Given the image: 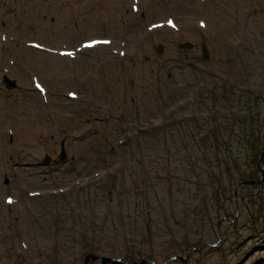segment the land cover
<instances>
[{"label": "rangeland", "instance_id": "rangeland-1", "mask_svg": "<svg viewBox=\"0 0 264 264\" xmlns=\"http://www.w3.org/2000/svg\"><path fill=\"white\" fill-rule=\"evenodd\" d=\"M131 2L0 0L22 44L116 39L61 57L70 83L34 68L51 105L0 63V264H264V0ZM167 15L185 25L148 28Z\"/></svg>", "mask_w": 264, "mask_h": 264}, {"label": "bare ground", "instance_id": "bare-ground-1", "mask_svg": "<svg viewBox=\"0 0 264 264\" xmlns=\"http://www.w3.org/2000/svg\"><path fill=\"white\" fill-rule=\"evenodd\" d=\"M206 4H208V0H206L205 5ZM202 5H203V3L199 2L197 6L203 8ZM139 9H140V7H139ZM190 10H192L191 13H194L193 15H196V13L198 12L196 10L194 11L193 9H190ZM189 18H191V20L193 21L195 16L194 17H189ZM201 18H204V17H200L198 19V21ZM204 19L206 21L205 27H204L206 30L210 29L211 26H214V23H213L212 20L210 21V20H206V18H204ZM178 25L180 26V25H185V24H182V22L181 23L178 22ZM92 26L95 29L97 28V26L95 24L92 25ZM38 27L41 28V31L37 30V32H39L40 34L45 32L47 39L49 38L50 40L54 41L55 37H57V36H54V34L52 32H50L51 31L50 30L51 27L45 28V25L42 26L41 23L39 24ZM47 34H48V37H47ZM2 35H3V32H1V34H0V63H2L7 58V62L5 63V66L7 68H9V70L12 71V72L13 71H19L18 79L21 82H25V81L29 80L30 73L34 72L33 74H35L36 70H34V68L36 66H38V65L42 66V68L40 69L41 71H39V72H41L43 75L45 73L51 74L50 70H56L57 69L58 73L60 74V78L61 79H63L64 81H66L68 83L71 82V80L68 78L70 76V71H69L70 66H68V65H71V64L62 62V61H64L61 58L62 56H59V55L57 56V55H55L52 52V49L55 48L54 44H48V43L45 44V42L42 43V44L45 45V47L50 49V51H48V50L42 51V49H40V48H33V47L29 48L27 43L22 44V42L17 41V40H11L7 36H6V39L3 40L2 39ZM114 41L116 43V39ZM101 46H103V45H99V46L97 45V46H95L93 48H89V50H96L98 48H101ZM16 53H23L24 54L21 57V58L24 59L23 64L20 62V58H18ZM37 53H39V54H37ZM9 55H11V56L9 57ZM13 56L15 58H17V62H16V59H13ZM39 56H41L42 58L39 57ZM18 63L20 64V68H18ZM33 74L31 75V79H32ZM55 78H57V77L55 76ZM41 80L44 82V84L47 87V84L45 82L46 80H44V78L42 76H41ZM5 82H6V78H5V80H4L2 85H4ZM47 94H50V89H48ZM78 97H79V94H78ZM18 122L19 123L21 122V124H23V121H21V120L18 121ZM9 123H10L9 119L0 120V169L3 167L2 166L4 164L3 161H4V158H5V155H6L7 151H8L7 138H8V135L10 134ZM24 125H25V123H24ZM24 129H28V127L24 128ZM29 131L30 130L28 129L27 130V134H23L24 135L23 138L25 137V138H27V139H29L31 141H35V140L39 139V137H36L37 133H39V132H37L36 130L33 131V129L31 130V132H33V133H30ZM46 131H48V130H46ZM46 135H47L46 133L43 134V139L46 137ZM2 170L3 169H1V172H2ZM1 172H0V180H1ZM0 185H2V184H0Z\"/></svg>", "mask_w": 264, "mask_h": 264}, {"label": "water", "instance_id": "water-1", "mask_svg": "<svg viewBox=\"0 0 264 264\" xmlns=\"http://www.w3.org/2000/svg\"><path fill=\"white\" fill-rule=\"evenodd\" d=\"M204 48V54L205 56H207V50H206V47L203 46ZM262 163H263V166H261V169H262V172L264 173V151L262 152V157H261V160H260ZM91 257V258H98V259H101L103 261H106L108 260L109 258L108 257H105V256H99V255H95V254H89L86 258V262L88 260V258ZM117 260V259H116ZM119 261V260H118Z\"/></svg>", "mask_w": 264, "mask_h": 264}, {"label": "snow or ice", "instance_id": "snow-or-ice-1", "mask_svg": "<svg viewBox=\"0 0 264 264\" xmlns=\"http://www.w3.org/2000/svg\"><path fill=\"white\" fill-rule=\"evenodd\" d=\"M169 23H171V21H169ZM94 43H96V42H94ZM105 43H106V41H105ZM89 46H91V45H89ZM69 55H71V53H69ZM38 87H39V85H37Z\"/></svg>", "mask_w": 264, "mask_h": 264}]
</instances>
